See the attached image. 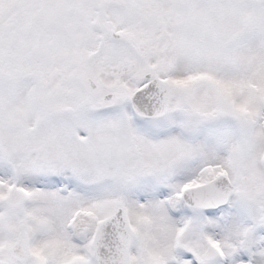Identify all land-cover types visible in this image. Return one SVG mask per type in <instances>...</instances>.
<instances>
[{"label":"snow or ice","instance_id":"6c2138e0","mask_svg":"<svg viewBox=\"0 0 264 264\" xmlns=\"http://www.w3.org/2000/svg\"><path fill=\"white\" fill-rule=\"evenodd\" d=\"M0 264H264V0H0Z\"/></svg>","mask_w":264,"mask_h":264}]
</instances>
